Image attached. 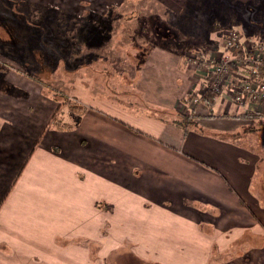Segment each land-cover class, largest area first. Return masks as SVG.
<instances>
[{
  "label": "crops",
  "instance_id": "0c3cea01",
  "mask_svg": "<svg viewBox=\"0 0 264 264\" xmlns=\"http://www.w3.org/2000/svg\"><path fill=\"white\" fill-rule=\"evenodd\" d=\"M145 1H5L25 7L29 17L34 15L28 12L29 6L36 7L37 15L43 17L38 19L40 23L50 20L45 14L49 9L60 11L69 24L92 23L93 15L103 19L112 7L122 15L134 11L131 18L128 14L123 19L132 40L114 38V44L112 41L111 46L94 52L99 54L91 57L97 60L94 64L91 59L84 65L72 64L74 60L64 54L70 56L81 49L63 52L49 47L54 41L51 31L41 32L36 26L31 36L26 35L30 42L39 41L38 63L42 60L43 67L60 71L62 80L52 77L53 81H60L55 83L67 93L69 89L81 94L74 93L84 111L71 110L70 114L61 108L65 117L59 121L52 119L60 99L46 93V80L26 74L11 60H23L15 53L20 49L23 55L28 44L0 48V57L8 56L0 63L4 71L0 73V264H207L218 256L233 264L242 258L248 264H264V206L256 197H264V110L254 103H234L231 84L223 86L212 100L202 98L205 85L194 79L198 67L194 69V59L184 60L192 51L200 54L202 49L174 41L181 35L210 40L215 31L236 26L241 30V48H249L252 39L245 36H262L254 25L258 19L264 20V0H256L255 9L248 4L251 0H149L153 6ZM156 5L164 8L161 15ZM204 6L211 9L202 8L203 13H199L198 8ZM243 6L245 13L240 12ZM3 14L15 15L12 21L16 23L29 20L14 10L5 9ZM140 14L143 18L135 19ZM198 17L202 20L201 29L196 31L201 30L200 36L189 30ZM137 21L149 29L135 30ZM176 21L185 30L176 31L169 24ZM69 31L74 44L73 39L81 36H75L73 28ZM16 33L20 37V31L16 29ZM84 34L88 48L103 38L95 29ZM215 42L201 54L219 55L223 48L220 41L218 45ZM105 62L112 74L99 68L98 64ZM62 67H72L74 74L66 75ZM40 69L38 65L35 71ZM118 75L132 78V90L120 87ZM53 81L47 83L53 85ZM160 86L165 95L157 92ZM147 102L169 108L158 109ZM180 113L191 117L195 126L188 130ZM71 115L76 120L73 126L67 122ZM236 135L244 136L246 144ZM70 160H75L71 168ZM92 172L100 176L96 179L104 177V192L99 190L101 183H93ZM126 189L131 203L125 200ZM154 195L171 197L175 207L188 208L169 213L171 219L177 214L187 228L182 227L181 236L175 238L172 233L177 227H173L170 236L174 241L164 244L179 247L175 254L181 262L170 249L152 252L142 243L147 238L143 233H125L122 225H129L119 223L126 207L133 208L138 198L139 215L135 218L132 213L137 221L130 224L137 230L145 227L141 200ZM100 196L104 197V209L94 204ZM190 213L196 217L191 218ZM103 234L107 237L94 255V238ZM250 234L254 242L249 240ZM78 235L82 238L77 239ZM123 245L130 248L119 250ZM235 245L243 248L237 251Z\"/></svg>",
  "mask_w": 264,
  "mask_h": 264
},
{
  "label": "rangeland",
  "instance_id": "374dc122",
  "mask_svg": "<svg viewBox=\"0 0 264 264\" xmlns=\"http://www.w3.org/2000/svg\"><path fill=\"white\" fill-rule=\"evenodd\" d=\"M5 1L6 0H0V48H4V47L7 48L8 46H6V44H9L10 46H13L12 44H15L16 46L14 45V48L16 49V48H19V47H17V45H19V44H21V45L28 44V48L22 50L23 55L19 54L21 51L20 49L17 50L15 53L16 56L17 55L19 57L22 56L23 60L15 59V58L11 59L12 57L9 56L10 59L13 60V64L15 66L19 67L20 69H22L23 72H25L26 74H30V75L32 74V76L35 75V77L41 78V80H43V79L46 80V81H44V82H46L44 84V89H45L46 93L55 94V96L60 99V101H57L58 104L60 102H64L63 104H66L67 106L63 109L68 110V108H70L72 106L71 109H69V110H74L76 113L79 112L77 110H81L80 113H82L84 111L85 107L82 106L80 104V102L78 101V100H80L79 99L80 97L74 93H77L80 96H81V94L79 92H74V91L70 93L69 89H67L68 90V93H67V91L64 90V88H62L60 85H58V84H61L60 81H58V80L55 81L58 84H56L53 81L52 77H55L57 79L62 78V76L59 74L60 71H56L54 69H51V68H49L48 65H46L48 67H46V66L43 67V65H41L42 60L40 61V63H38L39 62L38 59L41 58L40 57L41 55L38 54V52H37V49L40 45V44L39 45L37 44L39 41L37 40V42H34V41L30 42L25 37H26V35L31 36L30 35L31 29H33V28L36 29V26H39V29H41V32H49L50 33V31H51L53 33V36H54V41L51 40V42L53 44L48 45V46L51 47L52 49H55V47H57V49L59 51H63V52H65L66 50L70 51L71 49H73V50L81 49V51H79V52L74 51L75 53H71L70 56H68L67 53H64V54H66V57L68 59L72 58V60H74L72 62V64H76V62H77V65L78 64L84 65V64L88 63V59H91L92 56H95V55L99 56V54L94 53L95 51L98 52L103 46H104V49L106 46L107 47L111 46L112 41L114 44V38L120 37V41H122V42H127V40L130 42L132 40V39H129L132 36V33L125 29L126 25H128V24L126 22H123V19L125 18V16H126V18H128V14H129V18H131V16L133 15L134 8L131 7V9L133 8L132 11L122 15L120 13V10L116 9V7H112V9L110 10V14L107 17L105 16V18L100 19L99 17H96L93 15L92 23H82V24H79L76 22H73V24H69V22L64 19V16L60 15V11L57 10L56 13H54L52 10L49 9L48 12H46L45 14H46V16L49 17L50 20L47 22L44 21L43 23H40L38 21V19H42L43 17H41V15H39V16L37 15L36 7L31 8V6H29L28 12L30 13V15H33V14L36 15V16L33 15V16L29 17L28 15L25 14L26 13L25 7L18 6V4L14 5L11 2L8 5L5 3ZM146 1L149 2V0H146ZM150 4L153 6L152 3H150ZM248 4L253 5V7H251L252 9H255V7H257V6H255V4L257 5L256 0H251ZM151 5H150V9L152 7ZM155 7L159 10L160 15L162 14V12H164V8L161 7L160 5H156ZM202 8H204L206 11H209L211 9V6L199 7L198 8L199 13H203ZM5 9H9L10 11L14 10L18 13H22L25 17L29 18V20L20 21V23H16V22H14L15 21V18H14L15 15H13V17H12L11 15L3 14V11ZM145 10L148 13L151 12L150 10H147V9H145ZM94 11L101 13L103 11V9H100V10L94 9ZM240 12L245 13L246 8L245 7L241 8ZM194 15H196V13H194ZM136 18L142 19L143 14H140L139 16L135 17V19ZM9 19H11V20H9ZM12 19L14 21H12ZM121 19H122V21H121ZM192 22H193L192 23L193 27L191 26V29H189V30L190 31L193 30L197 36L202 35L201 30H200V32H196L197 30L201 29L199 27L202 26V20L198 17L197 20H193ZM131 24L133 25V23H131ZM169 24L176 31L185 30L180 22L176 21V22H172ZM146 25L147 24L144 22L137 21V22H134L133 27L135 26V30H139V32H140L142 29H149L148 26H147V28H143ZM254 26H256V28L258 29L259 33L262 34V36L261 37L257 36L259 38L256 37L255 39L250 38L251 36H245L247 38V40L252 39V41L250 40V42L248 43V46H250V47L246 48L243 46L242 48H240V50L238 49V51H240V52H243L245 50L246 51L247 50L252 51L254 46H257L259 51L260 50L264 51V40H262V39H264V20L258 19L257 21H255ZM138 27H141L142 29L140 30ZM234 27H236V26H229V29H227V30H226V28H227L226 27L225 29L215 31L214 36L215 35L216 36L215 37H213V35L209 36L210 40H208V37H206L204 39V41H199L196 39V37H189L186 39L182 35L178 36L176 38L174 37V41L178 42L181 40L183 43V46H184V44L185 45L187 44L188 46H191V47H195V46L201 47L202 51H200V54H199V52L197 53L195 51H192L191 52L192 54H190V55L188 54L189 56H187V57L184 56L185 57L184 60L185 61L189 60L192 62L194 59L193 63L195 64V67H196L194 69L196 70L198 67V69L194 72V76H195L194 79H199V81L204 83V85H207V87H208L207 91H210V88H211L210 86H211L212 79H213L212 66L214 65V61H216L219 58V56L221 54H223L224 52H229L232 55H235L234 51L231 50L230 48H228V46L224 45V43H223L225 35L227 34V32H229V30L232 32H237L239 35V39L242 38V36L240 34L241 30L240 29L237 30L238 28H234ZM71 28H73V30H74L73 34L75 36H78L79 34L81 36V38L76 37L73 39L74 44H71V41H70L71 36H70L69 29H71ZM16 29L18 31H20V33H21V34L19 33L20 37H18V34L16 33ZM89 29H95L97 32V35H99L100 37H103L102 39H99V41L96 44H94L93 47H90V48L86 47V45H85L86 43L84 42V36H85L84 33H87L89 31ZM215 29H217V28H215ZM211 31L212 32L210 34L213 33V29ZM161 33H164V31H161ZM177 33L180 34V32H177ZM105 35H106V37H104ZM46 37H48V35H46ZM152 37H153V35L148 37V40L149 39L152 40ZM213 40L214 41L217 40V42H215V44H217V45H218V42L220 41V45L223 48L222 52L219 55L213 54V53L210 55H208L209 53L208 54H205V53L201 54V52H205V50H207L210 47L209 43L210 44L212 43V45H213V43H214ZM239 42L241 43V40ZM118 44L121 45L122 43L121 44L118 43ZM30 45L33 47H31ZM88 50H90V52H88ZM0 54H2V53H0ZM62 56H63V53H62ZM7 58H8L7 55H2L0 57V63L1 62L3 63L5 60H7ZM44 61L46 62V59H44ZM95 62H97V60L92 58L91 63L94 64ZM103 62H104V60H103ZM37 63L39 65V67L41 68L40 71H35L36 68L38 67ZM59 65L60 64H58V66ZM98 65H99V68H104V70L106 71L107 74L113 73V69L110 68L108 62H105L104 65L100 64V63ZM258 67H262V68L258 69ZM258 67H256V68L250 67V68H247L245 70H239L238 68L235 69L233 66L232 70H234V71H230V73L227 75L226 84H228L229 79H233V78L234 79H236V78L241 79L244 76L251 79V80H254V81L262 80V79L264 80V67L263 66H258ZM63 70L66 71V73H65L66 75H68L69 73L74 74V70L72 67L71 68H63ZM3 72L4 71H2V68H0V73H3ZM117 79L120 81L119 84H120L121 88H123L125 90H132V82H133L132 78H130V79H127V78L124 79L123 78L122 79V77H120V75H118ZM191 79H193V77ZM48 81L49 82L53 81L54 82L53 85L48 84L49 83ZM119 84H117V87H119ZM112 85L116 86V84H112ZM222 88H223V86H222ZM156 90L158 93H160L162 95L166 94V91H165L163 86L158 87ZM46 96H48V95H46ZM73 97H76V99H73ZM195 97H197V96H195ZM147 104H149L153 107H156L158 109L169 108V107H162L160 105H154V104L148 103V102H147ZM171 104H172V102H169V105H171ZM257 104L260 106H263L262 109L264 110V103H257ZM55 110H56V108H55ZM72 112L73 111H69L70 114H72ZM181 115L183 117V119L181 118V120L186 123L188 130L195 126L194 121H190L191 117L186 118L187 117L186 114L185 115L181 114ZM63 117H65V113H61V111L58 108V112L54 113V117H53L52 121L53 122H54V120L59 121V118H63ZM70 117L72 119L70 121H67V122L69 123L70 126H73L75 124L76 120H74L75 119L74 116L71 115ZM200 125H201V123H200ZM139 134L143 135L142 133H139ZM232 137H234V136H230V137L226 136V138H232ZM236 138H237V140L241 138L243 140L244 144H246L244 141V136L236 135ZM247 145H249V144H247ZM262 154L264 155V151H262ZM68 162L70 163V166H68V167L71 168V165L75 162V160H70ZM100 166H101L102 170L104 171V162L103 161H102ZM91 176H92V179H94L93 183H95V182L101 183L99 185V190L104 192V177L96 179L100 176L95 174V172H92ZM59 177H60V180H62L60 173H59ZM59 189H61V188H59ZM126 191H127V194H125V195L127 196V198L125 200L131 203L132 199H130V198L128 199V197H130L131 193L128 195L129 190L126 189ZM253 193L256 196V193L255 192H253ZM94 196H97V195L94 194ZM256 197L260 201H262L263 206H264V197H258V196H256ZM88 199H90V198H88ZM134 200H135L134 207L133 208H130L129 206L126 207V209L124 210L125 214L120 215L119 223L126 222V224L129 225V226H126L124 224L122 225L123 232H125V233H132V232L143 233L144 236L147 237L146 239L142 240V243L145 247L150 248L151 251L155 252V253H160V252L162 253V250L164 248L170 249L173 252L175 260H178L181 262L180 257L175 254V250H177V248H179V247L175 246V245L174 246L173 245L165 246L164 244L166 242L172 243V241H174V240H171V236H170V233L173 230V227H177V229L173 230V233H172L173 237H175V238H179L181 236L182 227H185V229L187 228L186 223L182 222V220L180 219V217L177 214H176L175 219H171V217L168 216L169 213H174L180 209L185 210L188 208L186 206H181L180 204L178 207H175L174 199H172L171 197L164 198V197H158V195H154L151 199L148 198L145 201L141 200V205H143V207H141V208L145 209V211H146L144 216L146 217L147 224L145 225V227L142 226L143 228L141 230H137L135 228L133 229V227L130 224V221L135 223V221H137L135 218L139 215V212L137 210L138 209L137 208L138 198H135ZM148 202L150 204H148ZM94 204H95L96 208L104 209V197L100 196V197L94 199ZM76 205L78 207V204H76ZM244 205L248 206V204L245 201H244ZM189 208L191 210H193L194 212H197V210L194 207L189 206ZM172 209H174L175 211L174 210L171 211ZM127 213H129L128 216H126ZM132 213L134 214L135 218L133 217ZM188 215L191 218L196 217L195 213H192V214L190 213ZM188 219L190 220L189 217H188ZM93 221L94 222H96V221L100 222L101 219L100 220L93 219ZM103 222H104V220H103ZM201 228L205 229V226H201ZM115 231H116V233H118L117 230H115ZM98 232H100V231H98ZM102 232L104 233V230ZM188 236H191V228L188 231ZM106 237L107 236L103 234V237L98 235V237L94 238V241L92 244V251H93L94 255L99 253L98 252L99 247L102 245L103 239H105ZM76 238L81 239L82 237L78 235ZM83 238H85V237H83ZM249 240L254 242L255 237L250 234ZM256 240H258V238H256ZM128 248H130V246L123 245L119 248V250H125ZM240 248H243V246L242 245H235V247H234V249H236L237 251ZM212 261H210L207 264H233L230 260L227 261L225 259V257H223V256H220V257L218 256V259L214 260L213 262ZM133 262L134 261H130L129 264H134ZM109 264H114V263H109ZM142 264H145V263H142ZM238 264H248V260L242 258V259L238 260Z\"/></svg>",
  "mask_w": 264,
  "mask_h": 264
},
{
  "label": "built area",
  "instance_id": "2783aa9c",
  "mask_svg": "<svg viewBox=\"0 0 264 264\" xmlns=\"http://www.w3.org/2000/svg\"><path fill=\"white\" fill-rule=\"evenodd\" d=\"M239 41L238 33L229 31L225 35L223 43L230 49H239L241 48ZM234 54L235 55H232L229 52H224L216 61H214V65L212 66L213 79L210 86L211 92L217 94L222 90V86H227L226 77L230 71H234L232 70L233 66L237 67L239 70L246 69L247 65L248 67H264V51H259L257 46H254L252 51L245 50ZM228 84H231L229 90H231L234 103L238 105H243L246 102L254 104L264 103L263 79L254 81L244 76L241 79H229ZM206 89H208L207 85H205V90ZM260 107L263 108V106Z\"/></svg>",
  "mask_w": 264,
  "mask_h": 264
},
{
  "label": "trees",
  "instance_id": "16d2710c",
  "mask_svg": "<svg viewBox=\"0 0 264 264\" xmlns=\"http://www.w3.org/2000/svg\"><path fill=\"white\" fill-rule=\"evenodd\" d=\"M231 50H233L234 51V53H236V52H239L238 51V49H231ZM247 68H250V67H248V65L246 66ZM256 67H258V66H256ZM256 67H253V68H256ZM235 69H237V67H234ZM246 68V69H247ZM259 68H262V67H258V69ZM245 70V69H244ZM208 89H206L205 90V93L203 94V96H202V98H204V99H206V100H209L210 98H211V100L215 97V93H213V92H211V91H207ZM64 102H60L59 104H58V108L59 109H61V108H65L67 105H62ZM61 106V107H60ZM72 107V106H71ZM71 107L70 108H68V110L67 111H69V109H71ZM58 110V109H57ZM71 111V110H70ZM61 123H62V125L63 126H65L66 127V125H67V123H64V122H62L61 121ZM183 124H185V126H187L186 125V123L185 122H183ZM140 264H142V263H140Z\"/></svg>",
  "mask_w": 264,
  "mask_h": 264
}]
</instances>
